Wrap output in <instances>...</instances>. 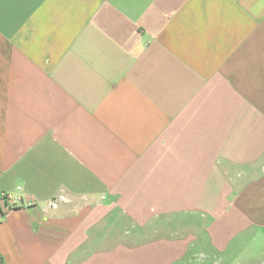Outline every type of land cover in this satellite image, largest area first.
I'll return each instance as SVG.
<instances>
[{
  "label": "crops",
  "instance_id": "crops-1",
  "mask_svg": "<svg viewBox=\"0 0 264 264\" xmlns=\"http://www.w3.org/2000/svg\"><path fill=\"white\" fill-rule=\"evenodd\" d=\"M0 192L6 264H264V0H0Z\"/></svg>",
  "mask_w": 264,
  "mask_h": 264
},
{
  "label": "built area",
  "instance_id": "built-area-1",
  "mask_svg": "<svg viewBox=\"0 0 264 264\" xmlns=\"http://www.w3.org/2000/svg\"><path fill=\"white\" fill-rule=\"evenodd\" d=\"M18 190L20 191L21 187H19ZM0 203L2 205L4 213L16 207H28L33 204L32 201H24L21 196L13 195L11 193L6 192H0Z\"/></svg>",
  "mask_w": 264,
  "mask_h": 264
},
{
  "label": "trees",
  "instance_id": "trees-1",
  "mask_svg": "<svg viewBox=\"0 0 264 264\" xmlns=\"http://www.w3.org/2000/svg\"><path fill=\"white\" fill-rule=\"evenodd\" d=\"M0 264H6L4 258L0 255Z\"/></svg>",
  "mask_w": 264,
  "mask_h": 264
},
{
  "label": "rangeland",
  "instance_id": "rangeland-1",
  "mask_svg": "<svg viewBox=\"0 0 264 264\" xmlns=\"http://www.w3.org/2000/svg\"><path fill=\"white\" fill-rule=\"evenodd\" d=\"M115 229V228H114Z\"/></svg>",
  "mask_w": 264,
  "mask_h": 264
}]
</instances>
